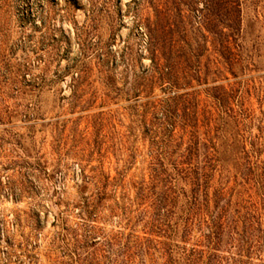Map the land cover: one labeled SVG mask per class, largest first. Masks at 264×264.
<instances>
[{
    "label": "trees",
    "instance_id": "trees-1",
    "mask_svg": "<svg viewBox=\"0 0 264 264\" xmlns=\"http://www.w3.org/2000/svg\"><path fill=\"white\" fill-rule=\"evenodd\" d=\"M145 1L153 17L144 23L150 65L139 92L146 99L139 116L142 166L127 178L137 162L131 152L115 176L102 171L93 182L82 175L78 201L52 223L61 258L67 264H264V0ZM180 7L196 11L213 37L220 27L219 69L211 75L221 73L227 83L209 86L202 52L187 57L185 46L166 40ZM247 9L261 29L248 39ZM228 74H238V84ZM156 88L161 94L154 98Z\"/></svg>",
    "mask_w": 264,
    "mask_h": 264
},
{
    "label": "rangeland",
    "instance_id": "rangeland-1",
    "mask_svg": "<svg viewBox=\"0 0 264 264\" xmlns=\"http://www.w3.org/2000/svg\"><path fill=\"white\" fill-rule=\"evenodd\" d=\"M175 14L166 40L187 57L202 52L211 75L220 27L213 37L196 11ZM244 15L248 39L261 29L251 9ZM149 17L145 0H0V264H67L52 223L78 201L82 175L115 176L131 152L127 178L139 173ZM227 77L238 84V74Z\"/></svg>",
    "mask_w": 264,
    "mask_h": 264
}]
</instances>
